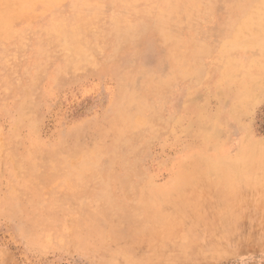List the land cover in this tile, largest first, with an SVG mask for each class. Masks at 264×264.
Masks as SVG:
<instances>
[{"label": "rangeland", "instance_id": "1", "mask_svg": "<svg viewBox=\"0 0 264 264\" xmlns=\"http://www.w3.org/2000/svg\"><path fill=\"white\" fill-rule=\"evenodd\" d=\"M0 264H264V0H0Z\"/></svg>", "mask_w": 264, "mask_h": 264}, {"label": "bare ground", "instance_id": "2", "mask_svg": "<svg viewBox=\"0 0 264 264\" xmlns=\"http://www.w3.org/2000/svg\"><path fill=\"white\" fill-rule=\"evenodd\" d=\"M66 42V41H65ZM125 43H126V41H125ZM119 46V45H118ZM118 46H113L112 48H111V50H114V49H117L118 48ZM108 63V62H107ZM101 63H98V65H100ZM103 66V65H102ZM111 70H113V66H112V69ZM105 72H110V70H108L107 68H106V70H105ZM99 203V202H98Z\"/></svg>", "mask_w": 264, "mask_h": 264}]
</instances>
